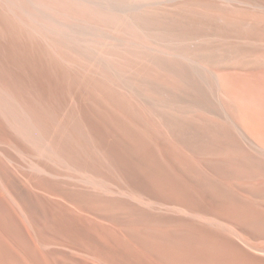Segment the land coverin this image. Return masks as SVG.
Listing matches in <instances>:
<instances>
[{
  "label": "rangeland",
  "instance_id": "rangeland-1",
  "mask_svg": "<svg viewBox=\"0 0 264 264\" xmlns=\"http://www.w3.org/2000/svg\"><path fill=\"white\" fill-rule=\"evenodd\" d=\"M215 5L257 10L237 0H0V264H81L74 237L55 229L64 206L96 218L78 201L123 220L138 209L186 215L149 186L152 164L166 163L160 134L211 144L228 123L264 157L221 77L231 63L264 64V23L226 30Z\"/></svg>",
  "mask_w": 264,
  "mask_h": 264
},
{
  "label": "bare ground",
  "instance_id": "bare-ground-1",
  "mask_svg": "<svg viewBox=\"0 0 264 264\" xmlns=\"http://www.w3.org/2000/svg\"><path fill=\"white\" fill-rule=\"evenodd\" d=\"M237 1L257 10L215 5L231 24L226 30L240 29L241 19L264 23L259 3L264 0ZM250 65L231 63L221 68V77L235 117L264 146V83L258 80L264 64ZM234 131L219 122L207 145L173 134L170 140L158 137L166 163L152 164L149 186L162 206L186 212L183 217L133 207L136 213L123 220L78 201L81 212L96 218L74 215L64 206L55 229L74 237L71 243L85 253L81 264H264V157L245 148ZM58 219L79 220L81 227Z\"/></svg>",
  "mask_w": 264,
  "mask_h": 264
}]
</instances>
